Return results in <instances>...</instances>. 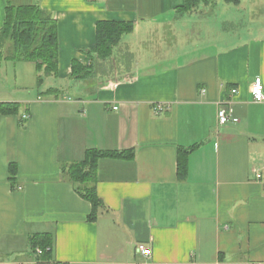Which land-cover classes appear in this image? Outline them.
<instances>
[{"label":"crops","instance_id":"1","mask_svg":"<svg viewBox=\"0 0 264 264\" xmlns=\"http://www.w3.org/2000/svg\"><path fill=\"white\" fill-rule=\"evenodd\" d=\"M183 1L0 0V29L7 3L37 5L58 41L57 75L40 84L0 45V103L18 105L0 113V264H264V98L250 91L260 77L264 93V1L199 7L213 36L171 51ZM101 20L133 24L105 60L84 52ZM73 59L96 66L92 80L70 76ZM229 104L238 121L218 126ZM195 144L180 177L178 150ZM87 149L132 153L97 160L95 220L63 172ZM36 234L50 236L49 259Z\"/></svg>","mask_w":264,"mask_h":264},{"label":"trees","instance_id":"2","mask_svg":"<svg viewBox=\"0 0 264 264\" xmlns=\"http://www.w3.org/2000/svg\"><path fill=\"white\" fill-rule=\"evenodd\" d=\"M237 4L240 0H223ZM216 0H184L175 10L178 14L196 12L198 6L214 4ZM131 22L101 20L96 23V39L92 47L84 52L91 58L105 60L111 56L113 49L119 44L124 34L131 32ZM0 45L5 47L4 58L12 61H31L37 70V84L43 81L44 76H56L58 72V41L57 27L52 16L40 9L37 5L14 6L7 3L5 17L0 29ZM95 65L84 66L77 60L71 61L70 76L75 80H92ZM53 88L45 92H51ZM16 103H0V113H16ZM24 119V118H23ZM178 150V175L183 176L187 154L195 148ZM132 153L125 154L119 151H103L87 149L82 160L71 162L63 167V172L73 183L76 192L91 203L89 220H95L103 202L96 192L97 160L101 157H131ZM10 179L16 176V166H10ZM48 234H36L30 237L31 248L39 247L42 257L50 258L51 242Z\"/></svg>","mask_w":264,"mask_h":264},{"label":"rangeland","instance_id":"3","mask_svg":"<svg viewBox=\"0 0 264 264\" xmlns=\"http://www.w3.org/2000/svg\"><path fill=\"white\" fill-rule=\"evenodd\" d=\"M219 2L221 0H216V2ZM254 1H264V0H254ZM215 2V3H216ZM214 3V4H215ZM199 7H203V4H201ZM187 16L185 17L187 20H185V26H183L181 29V31H186V35L183 36L181 35L178 39L179 42L177 41V37H175L173 35V39L169 40L170 42L167 43V47L169 50L171 51H176V48H181L183 45H189L192 46L194 45L197 41H201V40H206V39H211V35L213 32L211 30V28L207 29V27H204V31L202 33V29L199 27L200 26V20L204 19V21L206 22L207 20H211L210 22H212V18H213V13L209 12V13H205V17L203 18L200 12H192V13H188L186 14ZM261 16H264V10L261 13ZM220 22V20H219ZM208 26H210L208 24ZM221 30L227 31L229 30V28H232L230 25L228 24H221L220 25ZM203 34V36H201ZM178 35V34H176ZM185 39V42H181V40L183 41ZM174 42V43H173Z\"/></svg>","mask_w":264,"mask_h":264},{"label":"built area","instance_id":"4","mask_svg":"<svg viewBox=\"0 0 264 264\" xmlns=\"http://www.w3.org/2000/svg\"><path fill=\"white\" fill-rule=\"evenodd\" d=\"M251 94H252V98L255 101H262L264 98V93H263V83L261 81L260 77H256L253 81V84L251 86ZM236 93V89L232 88L231 89V94ZM164 109V107L161 104H157L154 106V111L160 112ZM23 118H27V115H23ZM216 119H217V125L218 126H222L225 125L228 122H232L235 123L238 121V118L234 115L233 112V107L232 105H223L220 106L217 109V114H216ZM137 250L145 256H149L151 254V249L149 247H146L144 244H138L137 245ZM41 253L42 250L39 247H36L34 249V254L36 256V258L39 257V260L42 261L41 259ZM44 264H63L61 262H53L52 260H47L44 261Z\"/></svg>","mask_w":264,"mask_h":264}]
</instances>
